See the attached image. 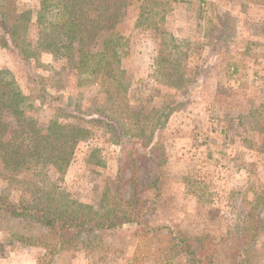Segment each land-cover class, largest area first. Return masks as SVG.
<instances>
[{
	"label": "rangeland",
	"instance_id": "obj_1",
	"mask_svg": "<svg viewBox=\"0 0 264 264\" xmlns=\"http://www.w3.org/2000/svg\"><path fill=\"white\" fill-rule=\"evenodd\" d=\"M168 4L162 21L137 26L135 2L114 28L131 53L121 64L124 98L144 114L171 105L166 124L145 147L144 138L128 135L113 144L109 126L94 124L59 183L68 198L96 206L120 176L130 179L133 185L121 189L133 196L137 225L52 255L30 244L39 235L34 227L0 215V264H190L166 230L204 239L218 264H264V0ZM16 8L35 11L38 0H16ZM0 71L31 98L42 130L50 109L30 74L44 78L39 87L51 98L88 112L104 109V123H111L115 105L104 102L100 87L78 85L63 60L38 53L24 61L0 48ZM117 119L126 122L123 114ZM9 175L0 177V194L13 200H30L29 183L56 177L51 170Z\"/></svg>",
	"mask_w": 264,
	"mask_h": 264
},
{
	"label": "trees",
	"instance_id": "obj_2",
	"mask_svg": "<svg viewBox=\"0 0 264 264\" xmlns=\"http://www.w3.org/2000/svg\"><path fill=\"white\" fill-rule=\"evenodd\" d=\"M171 1L38 0L35 11H20L16 0H0V48L15 50L24 61L38 53L48 54L55 61L63 60L76 76L78 85L100 87L106 97L104 102L115 105L114 109L109 108L111 123H104L107 116L104 109L88 112L79 105L71 106L51 98L39 87L44 78L30 74L38 84V98L47 101L50 109L49 120L42 130L31 117V98L23 94L7 71H0V177L42 170H51L56 176L45 179L39 186L37 181L29 183L30 200L22 196L13 200L0 194V215L28 224L38 232L37 239H30L33 246H41L52 255L79 246L90 248L101 243L102 233L137 225L129 210L133 196L125 198L121 189L132 184L130 179L120 176L111 184L110 194L107 189L96 206L68 198L59 183L74 148L92 136L94 124L109 126L113 144H120V139L128 135L131 139L144 138V147L153 142L154 134L166 124L171 105L144 114L124 98L128 83L120 77L121 64L123 59L131 58V53L124 49L126 40L114 28L135 2H139L137 26H149L153 17L163 20ZM30 29L34 31L33 39L29 36ZM122 114L126 122L117 119ZM80 121L85 125H80ZM90 123L92 127L86 126ZM147 123L149 131L144 133ZM126 168L122 167L123 173ZM148 230L163 231L162 228ZM166 231L171 245L190 264H218L210 255L214 249L209 251L204 239Z\"/></svg>",
	"mask_w": 264,
	"mask_h": 264
}]
</instances>
